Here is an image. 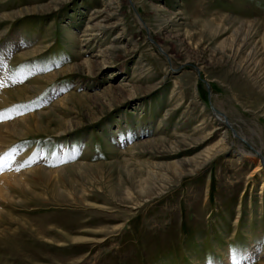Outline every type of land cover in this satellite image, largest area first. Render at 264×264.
Wrapping results in <instances>:
<instances>
[{
	"label": "rangeland",
	"instance_id": "rangeland-1",
	"mask_svg": "<svg viewBox=\"0 0 264 264\" xmlns=\"http://www.w3.org/2000/svg\"><path fill=\"white\" fill-rule=\"evenodd\" d=\"M54 72L0 108L72 94L0 150L68 167L8 189L0 264L264 263V0H0V95Z\"/></svg>",
	"mask_w": 264,
	"mask_h": 264
},
{
	"label": "bare ground",
	"instance_id": "bare-ground-1",
	"mask_svg": "<svg viewBox=\"0 0 264 264\" xmlns=\"http://www.w3.org/2000/svg\"><path fill=\"white\" fill-rule=\"evenodd\" d=\"M97 27H100V25L97 26ZM104 27H106V26L104 25ZM77 41H78V39H77ZM77 41L75 39V42H77ZM34 50L19 52V54H17V57L22 59L23 57H26V55H28V54L31 55V53ZM80 61L81 60H79V62ZM88 63H89L88 60H84V61H81L80 63L67 66L63 70H67L68 71L69 69L79 68V64H83V65L86 64L87 65ZM57 74H58L57 72H54L52 74L43 76L41 78H35L31 82V84H29L27 86L20 87L18 89L12 90V91H5L4 90L2 95H0V108L3 107L4 105L7 106V104L9 105L10 103H13L14 101H17V100L21 101L23 99L26 100V99H28L30 97H33V95H36V93L39 92L43 87H45V85L47 83H49L51 81V79H53L55 77V75H57ZM71 95H66L61 100L56 101V103H54V105L48 110H43V111H41L38 114H36V113L35 114H30V115H27L25 117H21L19 119H16V120L12 121L11 123H6V124L0 125V150L8 147L10 144H13L15 141L19 140L20 138H22V139L26 138V136H28V134L31 132V126H33L35 124V123H33V121H35L36 119L41 117V115H47L49 113V111L50 112L54 111L56 108L60 109L61 106H64V104L66 102H68V100H69ZM25 100H23V101H25ZM213 113L214 114H218V113H215V112H213ZM220 116L222 117V119L225 122V124L226 123L228 124L227 118L226 117L224 118V116H222L221 114H220ZM37 125L38 124L36 123L35 124V128H37ZM218 125H220V123H217V126ZM231 129H232V127H231ZM233 131L235 133L234 135L238 136V135H236V131L234 129H233ZM241 131H243V130H241ZM59 134H61V133H59ZM223 140L227 141V135L226 134L223 136ZM219 143L221 145V151H222L226 147V144L224 142H222V141H220ZM218 147H219V145H218ZM133 148L135 149V145L129 147L126 151L127 152H131V150H133ZM87 167H90L89 164H75L71 168L75 169V168H87ZM64 170H68V167H65V168H62V169H59V170H45L44 168H42L40 166H35L31 170L26 171V172H24V173H22V174H20L18 176L14 175L12 173L11 174L9 173V174L0 175V204H4L5 203V199L9 198V194H8L7 191H9L8 189L11 186L14 185V186L17 187V186L21 185L23 183V181L28 178V176H30L32 174H37V173H43V174L51 175V174H56V173L64 171ZM32 196H35V195H32ZM0 213H2V212H0ZM0 217H2V216H0ZM5 218H7V217H5Z\"/></svg>",
	"mask_w": 264,
	"mask_h": 264
},
{
	"label": "water",
	"instance_id": "water-1",
	"mask_svg": "<svg viewBox=\"0 0 264 264\" xmlns=\"http://www.w3.org/2000/svg\"><path fill=\"white\" fill-rule=\"evenodd\" d=\"M205 85H206V87L208 88V84L207 83H205ZM209 108H210V111H213V112H215V113H218V114H221L222 116H224V114L222 113V112H220V111H218L216 108H214L212 105H211V103H209ZM224 118H225V116H224ZM226 120V119H225ZM226 125L228 126H226L227 128H229L230 130H231V133H233V134H235L234 133V131H233V129H231V126H230V124H229V122H228V124L226 123ZM232 134V135H233ZM234 136V135H233ZM237 138H240V139H242L245 143H246V141L243 139V138H241V137H238L237 136ZM257 154H259V152L257 153ZM260 155V154H259ZM263 162V161H262ZM261 162V163H262Z\"/></svg>",
	"mask_w": 264,
	"mask_h": 264
},
{
	"label": "snow or ice",
	"instance_id": "snow-or-ice-1",
	"mask_svg": "<svg viewBox=\"0 0 264 264\" xmlns=\"http://www.w3.org/2000/svg\"><path fill=\"white\" fill-rule=\"evenodd\" d=\"M3 119H4V117H3V113H0V122H2Z\"/></svg>",
	"mask_w": 264,
	"mask_h": 264
}]
</instances>
